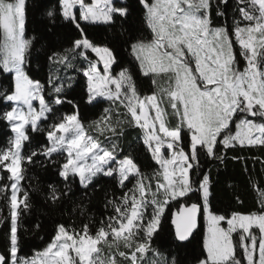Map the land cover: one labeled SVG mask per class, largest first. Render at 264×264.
Here are the masks:
<instances>
[{"label":"snow or ice","instance_id":"1","mask_svg":"<svg viewBox=\"0 0 264 264\" xmlns=\"http://www.w3.org/2000/svg\"><path fill=\"white\" fill-rule=\"evenodd\" d=\"M29 6L30 0H0V121L10 132L0 148V195L7 208L0 226L8 229L0 264H183L178 253L153 246L173 203L179 205L171 221L177 248L191 242L200 217L207 225L193 264H264V189L256 186L258 211L219 214L210 202L211 170L201 165V157L222 163L221 148L264 147V0L37 5L53 26L59 20L72 29L67 47L46 53V82L33 74ZM213 11L224 23H214ZM87 26H119L127 65L107 36L94 39ZM70 72L85 78L93 107L109 105L89 125L95 135L78 110L60 114L57 107L73 104L65 98L75 82ZM125 127L139 130L154 162L151 175L132 156H121L117 141ZM33 134H44L45 143L25 152ZM37 164L56 167L64 181L63 191L48 186L45 199L52 205L67 198L74 183L87 189L100 176L126 191L107 201L112 214L94 233L88 224L79 230L58 224L44 249L28 258L18 254L19 220L32 207L22 182L27 166Z\"/></svg>","mask_w":264,"mask_h":264},{"label":"trees","instance_id":"2","mask_svg":"<svg viewBox=\"0 0 264 264\" xmlns=\"http://www.w3.org/2000/svg\"><path fill=\"white\" fill-rule=\"evenodd\" d=\"M54 3L55 0H30L26 21V35L36 38L32 50L33 74L41 82H46L49 73L46 53L51 49L59 50L61 47H67L68 37L72 34V29L59 20L53 26L45 15V9L37 7L40 4L47 6L49 4L54 5ZM230 3H235V0H230ZM212 15L215 24L224 23V19L217 17L215 11ZM228 17L227 22L231 25V8L228 9ZM87 30L94 39L107 36V42L116 49V54L127 65L130 58L124 51L123 40L119 36V26L116 29L87 26ZM69 75L75 76V82L71 88L67 89L65 98L73 101V104L64 103L57 107L60 114H71L74 110H78L86 129L93 134L94 129L89 128V125L98 120L103 114V109L108 106L103 104L93 107V104L87 101L85 78L72 72ZM143 84L144 88L147 89L150 82L143 78ZM169 120L172 123L175 122L172 117H169ZM138 134V129L125 127L124 135L117 141L120 145L121 156L125 154L132 156L141 170L145 174L151 175L155 170L154 162L142 141L138 139ZM9 135L10 132L5 130V122L0 121V148L6 146ZM33 138V143L25 148V152L34 148L37 143L41 145L45 143L44 134H40L39 137L33 134ZM221 152L225 156L222 163L201 157L203 170H211L213 182L210 197L211 207L219 214L229 215L234 211L242 213L258 211L260 209V195L256 186L258 185L259 189H264V147H237L226 151L221 148ZM233 157H241L242 159L235 160ZM57 159L61 158L57 157ZM50 184L61 191L64 190V181L58 175L56 167H41L39 164L27 166L26 179L22 185L30 193L29 199L32 207L19 220L20 252L18 254L20 256L30 258L42 251L54 235V229L58 224L77 230L81 229L84 224H88L90 231L94 233L101 220L112 214V207L108 205L107 201L113 197H119L122 191H126V189L121 190L112 178L100 176L87 189L82 188L78 183H74L70 195L56 205H52L45 199ZM196 200L197 194H191V201L189 202ZM178 211L179 205L175 203L170 210H166L163 231L155 236L153 246L164 252L178 253L183 264H193L194 258L200 256L203 251L205 228L203 217L198 219V226L193 236L190 237L191 242H185L184 247L177 248L175 230L171 221ZM6 212L5 201L0 195V215ZM37 224L40 225L39 228L36 227ZM7 232V227L0 226V252L5 250L8 242Z\"/></svg>","mask_w":264,"mask_h":264},{"label":"rangeland","instance_id":"3","mask_svg":"<svg viewBox=\"0 0 264 264\" xmlns=\"http://www.w3.org/2000/svg\"><path fill=\"white\" fill-rule=\"evenodd\" d=\"M241 64H243V61H241ZM101 67H102V64L100 65ZM154 87V86H153ZM146 88V87H145ZM87 95H88V93H87ZM87 101L89 102V99H88V97H87ZM90 103V102H89ZM104 104H106V106H109L108 105V103L107 102H105ZM92 134V133H91ZM96 134V132H95V130H94V133H93V135H95ZM142 141V140H141ZM203 222H204V226H205V228H204V236H205V234H206V230H207V225H206V222H205V220H204V218H203ZM223 226H226V225H223ZM204 236H203V239H204ZM36 255V254H35ZM35 255H33L32 257H34ZM31 258V257H30Z\"/></svg>","mask_w":264,"mask_h":264},{"label":"water","instance_id":"4","mask_svg":"<svg viewBox=\"0 0 264 264\" xmlns=\"http://www.w3.org/2000/svg\"><path fill=\"white\" fill-rule=\"evenodd\" d=\"M174 218V217H173ZM172 226H173V228H174V230H175V225L174 224H172Z\"/></svg>","mask_w":264,"mask_h":264}]
</instances>
